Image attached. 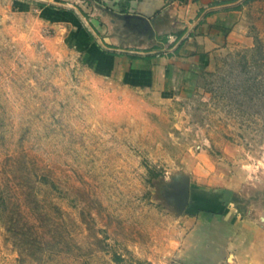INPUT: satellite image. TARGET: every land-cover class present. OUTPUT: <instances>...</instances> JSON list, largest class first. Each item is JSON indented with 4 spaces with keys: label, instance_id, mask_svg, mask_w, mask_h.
I'll return each mask as SVG.
<instances>
[{
    "label": "rangeland",
    "instance_id": "obj_1",
    "mask_svg": "<svg viewBox=\"0 0 264 264\" xmlns=\"http://www.w3.org/2000/svg\"><path fill=\"white\" fill-rule=\"evenodd\" d=\"M219 3L190 59L185 20L0 0V264H186L201 193L264 218V0Z\"/></svg>",
    "mask_w": 264,
    "mask_h": 264
},
{
    "label": "crops",
    "instance_id": "obj_2",
    "mask_svg": "<svg viewBox=\"0 0 264 264\" xmlns=\"http://www.w3.org/2000/svg\"><path fill=\"white\" fill-rule=\"evenodd\" d=\"M219 1L222 0H94L89 6L112 36L126 29L127 19L136 17L155 18L163 21L165 27L176 20L187 21L189 25L184 34L187 37L182 36L176 48L188 50L187 45L192 42L195 48L189 53L191 59L211 49L216 37H225L231 31L233 24L223 11L225 5ZM226 28L229 29L227 33ZM110 38L113 42V37ZM129 57L133 65L140 64L138 59ZM154 57L155 54L141 56L147 60ZM155 67L156 60L146 68ZM204 194H199V201H206ZM219 197L214 199L217 207L209 213L199 212L198 200L191 205L190 212L198 213V217L182 249V256L188 260L186 264H264V218L253 220L237 207L226 206L224 197ZM195 240L196 245L192 244Z\"/></svg>",
    "mask_w": 264,
    "mask_h": 264
},
{
    "label": "trees",
    "instance_id": "obj_3",
    "mask_svg": "<svg viewBox=\"0 0 264 264\" xmlns=\"http://www.w3.org/2000/svg\"><path fill=\"white\" fill-rule=\"evenodd\" d=\"M227 31H229V29L227 30V28H226V29H225V32L227 33ZM181 36H182V35L180 34L179 37L181 38ZM91 38H94V37H92V35H91ZM164 40L167 41V38H165ZM183 42H184V40L180 43V45H182ZM180 45H179V46H180ZM101 48H102V50H103L104 52H108V51H106L103 47H101ZM108 53H109V52H108ZM148 57H151V56H148Z\"/></svg>",
    "mask_w": 264,
    "mask_h": 264
},
{
    "label": "built area",
    "instance_id": "obj_4",
    "mask_svg": "<svg viewBox=\"0 0 264 264\" xmlns=\"http://www.w3.org/2000/svg\"><path fill=\"white\" fill-rule=\"evenodd\" d=\"M78 1L80 2L81 5L82 4L88 5L92 0H78Z\"/></svg>",
    "mask_w": 264,
    "mask_h": 264
}]
</instances>
